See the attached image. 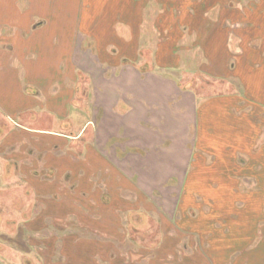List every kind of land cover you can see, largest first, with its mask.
<instances>
[{"label": "crops", "instance_id": "obj_1", "mask_svg": "<svg viewBox=\"0 0 264 264\" xmlns=\"http://www.w3.org/2000/svg\"><path fill=\"white\" fill-rule=\"evenodd\" d=\"M214 8L184 9L182 26L162 0H0V113L24 123L0 143L11 164L0 162V171L35 196L33 215L21 220L26 254L3 253L0 264H264V177L238 164V156L255 158L264 171V147L226 148L224 164L215 152L191 158L201 139L249 133L247 115L229 116L242 100L201 102L172 76L182 65L173 45L183 59L196 52L195 67L203 66L192 23ZM202 185L229 195H186V186ZM223 202L221 217L204 222L208 204Z\"/></svg>", "mask_w": 264, "mask_h": 264}, {"label": "rangeland", "instance_id": "obj_2", "mask_svg": "<svg viewBox=\"0 0 264 264\" xmlns=\"http://www.w3.org/2000/svg\"><path fill=\"white\" fill-rule=\"evenodd\" d=\"M162 2L167 8H173L172 18L174 16V20L177 23L181 22L182 26H186L187 24L186 16L188 13L185 12L184 9L204 7L205 10H211L215 7L213 9L214 11L199 12L198 16H194L193 18L194 21L192 25L197 24L196 27L199 29L196 39L205 54L203 66L198 69L195 67L197 62L199 65L202 64L197 60H193V55H196V52H189L188 54L190 56H186L183 59L179 51L181 46H179L175 53V46L173 45V52L171 53L176 55V61H173V63H182V65L172 72V76L180 80L182 87L188 90H194L197 95L199 94L198 96L201 102L216 100L219 97H228L226 99H230L232 102L241 99L242 104H239L237 109L235 108L236 113L241 110L240 114L235 115L229 113V116L244 119L247 115V118L252 121L250 131L244 138L238 137L235 140L219 139V141L201 139L198 146H196V143L193 145L194 155H191V158L193 156L192 159L194 162L197 160L200 162V159L207 161L210 159V155H213V152H215L222 156V160H219V163L224 164L226 161L223 160V151L226 148H228L227 151L233 150L234 153H236V149L246 153L252 150L254 153H258L261 146L264 147V141L261 139L260 131L264 126L262 123V119L264 118V19L261 22L260 17L261 15L264 16V0H162ZM246 3H250V5H246ZM235 4L236 6L234 7H227V5ZM222 7L224 10H220ZM167 14L166 19L167 22H169L171 18ZM203 14H205V17H203ZM188 24L191 25V23ZM192 25L190 27L191 29H193ZM178 29L182 31V28L179 27ZM178 29H176V31ZM184 29L187 30L188 28ZM157 31V35L163 37V33L165 32L164 29L158 28ZM109 32L112 34L113 29L110 28ZM176 33L178 32H174V37ZM192 37L195 36L193 35ZM192 40L194 39H188L187 44L190 45V48L187 49V51H191L194 47V45L191 44ZM145 52H149H147V50L142 51V54L144 53V56H147ZM151 54H154V52ZM177 56L179 60H177ZM143 67L144 60L142 59V68ZM80 101H83V96L78 97L76 104ZM245 102L247 103L245 104ZM245 107H247V110ZM23 124V122L13 123L0 113V143L6 134L13 129H18L19 125ZM42 124L41 126H45V128L48 129L52 126L48 121ZM77 126H79L76 129L78 131L82 125L77 124ZM33 127L39 126L33 125ZM88 134L89 132L87 131L86 137H88ZM241 144L243 145L240 146ZM219 148H221V151L217 150ZM1 150H3V148H1ZM0 152L1 167L4 169L6 164H11L5 160V153L2 151ZM226 159L227 158H225V160ZM258 163L259 162L255 161V158L250 164L248 159L243 155L240 157L238 156L239 165H249L245 167L247 171L244 175L259 176L261 174V176L258 177L260 179L264 177V171H256L255 165ZM259 164L262 165V162ZM221 172L222 175H225V171ZM234 172L237 173V170L233 171V173ZM227 174L230 179H237V177L240 179L239 176H242L243 173L238 171L237 177H233L232 174L229 175V173ZM197 180L202 179L198 178ZM204 180L209 181L214 180V178L208 176ZM18 185H21V182L14 173H7L6 170L0 171V234L8 233L6 237L0 235V242L3 243L0 244V256H2L3 253L9 252L13 259L19 257L21 255L20 253L26 254V241L23 238L19 239L21 232V237H27L25 236L26 231H24L22 227L23 221L21 220H24L25 217L26 219L30 218V216L33 215V199L35 198L34 194H32L28 188H21ZM202 186L204 187L202 190L200 187L191 188L186 186L185 193L187 196H192L194 198H196L195 196L203 198L215 197L220 199L219 201H223L225 199L224 196L229 195L228 193L215 194L214 189L209 188L208 185ZM45 197L48 198L47 196ZM48 204L50 205V203ZM217 206L218 208L215 210V205L208 204V209L202 211L201 215L204 222L212 219L210 221L212 224L215 218L221 217L222 212L229 205L223 202ZM201 207L202 205L200 208ZM49 211L51 212V210ZM234 211L235 208L231 212ZM253 214L256 215L257 213L253 212ZM179 218L180 217L177 216L174 218V225H176L177 219ZM28 223L31 224V222ZM46 224L49 225L48 231H52L53 221H46ZM145 224L147 225V222ZM149 225L151 228L155 226L154 228L159 231L156 225L153 226L151 222ZM67 231H69L68 228ZM67 231L65 233H67ZM130 231L133 230L130 229ZM9 234L10 236H8ZM13 235L15 236L11 237ZM29 235V240L35 243L36 241L33 240L34 234L29 233ZM62 236L63 233L61 237ZM5 243L9 244V246H5ZM30 263L35 264L33 259Z\"/></svg>", "mask_w": 264, "mask_h": 264}]
</instances>
